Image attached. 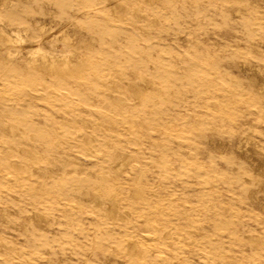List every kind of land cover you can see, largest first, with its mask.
Wrapping results in <instances>:
<instances>
[{
	"label": "rangeland",
	"instance_id": "374dc122",
	"mask_svg": "<svg viewBox=\"0 0 264 264\" xmlns=\"http://www.w3.org/2000/svg\"><path fill=\"white\" fill-rule=\"evenodd\" d=\"M14 29L54 61L0 51V264H264V0H0Z\"/></svg>",
	"mask_w": 264,
	"mask_h": 264
},
{
	"label": "bare ground",
	"instance_id": "6f19581e",
	"mask_svg": "<svg viewBox=\"0 0 264 264\" xmlns=\"http://www.w3.org/2000/svg\"><path fill=\"white\" fill-rule=\"evenodd\" d=\"M5 2V1H3ZM116 17V16H115ZM40 29L42 28L41 25L38 26ZM64 29V27H63ZM59 32V31H58ZM63 32V31H62ZM11 33H13V37H9L7 39H5L4 43L5 44H2L0 47V51L2 52H5V56L10 57L11 58V52H9V49L7 50L6 49V43L9 44L10 43H16V44H19L21 46H23L25 49L28 50V64H36L39 60H41L43 63H47V66L49 67V70L53 69V61H54V56L49 53L48 51H46L45 49H43L39 44H31V43H28L26 39H24V37L22 36L21 34V30L19 29H14L11 31ZM5 34V32L3 30H0V36ZM57 34V33H55ZM61 34V33H60ZM8 37V36H7ZM68 37L67 36H64L63 37V40L64 41H68ZM62 40V39H61ZM70 42V40H69ZM69 53V52H68ZM67 54V53H66ZM65 54V55H66ZM70 54V53H69ZM64 55V56H65ZM62 56V55H61ZM63 56V57H64ZM13 57V56H12ZM15 58V57H14ZM6 59V58H5ZM61 59H64L61 57ZM67 60V59H66ZM64 67V66H63ZM66 67V66H65ZM47 70V69H46ZM56 71V70H55ZM51 72V71H50ZM49 72V73H50ZM53 72V71H52ZM261 73V72H260ZM138 77V76H137ZM261 81V80H260ZM138 82V81H137ZM143 82V81H142ZM263 89V87H262ZM264 90V89H263ZM213 142V140H212ZM242 144H247V140L243 139V140H239L236 144H235V149H241L242 147ZM120 166V165H119ZM102 179V178H101ZM258 206V205H257ZM263 206H261L262 208ZM264 208V207H263Z\"/></svg>",
	"mask_w": 264,
	"mask_h": 264
}]
</instances>
